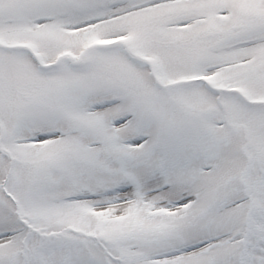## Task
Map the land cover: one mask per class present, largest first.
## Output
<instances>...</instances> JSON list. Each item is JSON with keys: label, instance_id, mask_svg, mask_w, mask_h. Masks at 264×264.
I'll use <instances>...</instances> for the list:
<instances>
[{"label": "snow or ice", "instance_id": "obj_1", "mask_svg": "<svg viewBox=\"0 0 264 264\" xmlns=\"http://www.w3.org/2000/svg\"><path fill=\"white\" fill-rule=\"evenodd\" d=\"M0 264H264V0H0Z\"/></svg>", "mask_w": 264, "mask_h": 264}]
</instances>
